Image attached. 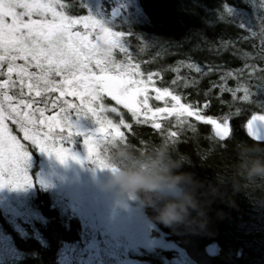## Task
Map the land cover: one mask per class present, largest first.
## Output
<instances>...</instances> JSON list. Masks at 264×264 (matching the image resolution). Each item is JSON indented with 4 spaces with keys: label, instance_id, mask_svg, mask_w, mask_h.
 <instances>
[{
    "label": "trees",
    "instance_id": "obj_1",
    "mask_svg": "<svg viewBox=\"0 0 264 264\" xmlns=\"http://www.w3.org/2000/svg\"><path fill=\"white\" fill-rule=\"evenodd\" d=\"M97 2L82 0L84 7L72 12L96 14L106 27L124 33V45L136 57L134 62L140 63L145 77L149 71L162 73L163 81L161 77L154 78L158 86L175 79L176 73L168 69L177 66L180 60L195 62L205 71L208 65L236 70L243 66V53L252 57L260 52L262 38L253 37L251 32L259 31L258 22L264 18L261 0H105L99 7ZM114 6L121 7L124 14L118 20L109 15ZM224 9L228 10L227 16ZM115 52L118 60L124 59L120 52ZM256 62L258 67H264V63ZM180 74L197 75L184 67ZM210 80L218 82L219 71L203 78L199 85L202 91L209 87ZM228 85L234 87L235 82L229 80ZM177 90L193 100L196 98L195 89ZM223 99L230 100V94H224ZM104 101L116 106L107 97ZM241 107L242 115L233 119L235 137L226 149L221 144L214 151L193 155L190 148L178 147L176 135L165 136L164 130L153 136L147 128L142 132L138 128L134 134L118 135L102 151L119 170L139 174L134 178L152 184L167 181L179 186L181 195L194 193L201 203L212 201L206 227L186 229L165 226L155 219L160 207L176 199L149 190L133 195L153 226L151 234L184 250L196 264H264V179L245 176L253 161L264 162V138L253 141L245 134L242 124L253 111L259 110L248 105ZM120 111L130 120L126 110ZM208 114H220V105L215 100ZM109 115L119 119L116 114ZM84 125L96 127L91 118H84ZM198 129L201 135L210 134V126L198 125ZM183 131L176 129L178 133ZM12 132L15 133L13 129ZM33 170L32 167L27 170L31 188L24 189L9 203L18 206L17 212L0 197V264H65L63 252L82 244L79 219L64 211L47 190L36 185ZM211 246L215 248L212 255L207 253ZM127 256L138 264H180L176 251L162 248H138L130 250Z\"/></svg>",
    "mask_w": 264,
    "mask_h": 264
},
{
    "label": "snow or ice",
    "instance_id": "obj_2",
    "mask_svg": "<svg viewBox=\"0 0 264 264\" xmlns=\"http://www.w3.org/2000/svg\"><path fill=\"white\" fill-rule=\"evenodd\" d=\"M83 7L82 0H0V187L31 185L28 147L13 134L8 121L22 133L23 141L64 162L70 154L59 138L82 135L70 116L91 118L96 127L83 139V146L87 159L101 169L106 166L101 152L107 140L134 134L138 128L141 132L147 128L153 136L172 130L178 147L190 148L193 155L214 151L221 144L226 149L235 137L233 119L242 115L241 105L259 110L241 126L256 141L254 126L264 123V67L256 62L264 63V18L258 22L259 31L251 32L262 38L259 55L243 53L241 68L208 65L205 71L195 62L180 60L168 69L176 73L175 79L158 86L154 78L163 81L162 73L149 71L145 78L140 63L122 43L124 33L110 30L91 14H73L72 9ZM224 12L227 16L228 10ZM116 50L124 59L115 57ZM181 67L197 75H181ZM217 71L219 81L210 80L202 91L203 78ZM180 87L195 89V100L179 92ZM224 94L231 99L225 101ZM105 97L126 110L130 120L120 108L106 104ZM213 100L220 105L218 116L208 114ZM198 125L210 126V134L201 135ZM177 128L184 131L178 133Z\"/></svg>",
    "mask_w": 264,
    "mask_h": 264
},
{
    "label": "rangeland",
    "instance_id": "obj_3",
    "mask_svg": "<svg viewBox=\"0 0 264 264\" xmlns=\"http://www.w3.org/2000/svg\"><path fill=\"white\" fill-rule=\"evenodd\" d=\"M96 1H98L96 4L99 7L104 5L105 0ZM102 13L104 14L105 11H102ZM123 16V11H121L118 19ZM93 17L104 23L96 17V14ZM122 43H124V40ZM116 51L119 52V50ZM30 70L34 71L35 69ZM54 95L58 94L54 93ZM67 99L74 100L72 97H67ZM151 103L159 104L161 102L152 100ZM51 114V111L48 112V115ZM84 118L70 116V123L82 135H72L70 137L62 135L59 138L61 146L68 149L70 154L64 162H60L54 155L39 151L29 142L23 141L22 133L18 132L11 121L7 122L9 127L14 130V134L18 135L25 146L28 147V153L32 155L29 154L26 171L30 167L34 168L33 178L37 183L36 185L47 190L64 211L76 216L81 223L82 244L77 248L65 250L62 256L63 262L65 264H138L128 259L127 254L130 250L162 248L176 251L180 264H196L184 250H180L174 244L166 242L162 237H155L151 234V231L154 230L153 226L146 220L137 200L133 196L117 199L103 189L105 176L119 169L102 152L101 159L104 160L106 165L103 169L91 163L87 158L84 160L83 156H87V153L83 146V139L87 136V131L91 129L84 125ZM254 135L258 138L264 136V123H257L254 126ZM117 136L107 140L103 145V149L107 144H112ZM72 157H75V159ZM130 182L134 188L142 187L145 190L144 192L149 190L164 194L168 187L167 185L163 186L142 181L136 177H132ZM30 188L31 186L27 185L23 188L0 187L1 200L13 212H17L18 206L15 207L14 204H9L10 201L15 200L17 194L20 195L24 189ZM209 251L214 254L215 248L212 246ZM194 254L200 257L195 252Z\"/></svg>",
    "mask_w": 264,
    "mask_h": 264
},
{
    "label": "clouds",
    "instance_id": "obj_4",
    "mask_svg": "<svg viewBox=\"0 0 264 264\" xmlns=\"http://www.w3.org/2000/svg\"><path fill=\"white\" fill-rule=\"evenodd\" d=\"M138 173H130L124 170L110 172L105 176L103 189L115 196L124 199L143 191L142 187H133L131 179ZM245 176L248 179H264V162L253 161L247 168ZM231 205V202L222 200ZM212 201L201 203L194 193H184L172 202L165 203L157 210L156 221L169 227L183 226L186 229H203L208 223L207 213Z\"/></svg>",
    "mask_w": 264,
    "mask_h": 264
},
{
    "label": "bare ground",
    "instance_id": "obj_5",
    "mask_svg": "<svg viewBox=\"0 0 264 264\" xmlns=\"http://www.w3.org/2000/svg\"><path fill=\"white\" fill-rule=\"evenodd\" d=\"M113 9H118L119 11H120V14H121V11H122V9H121V7H119V6H114V7H112V10ZM111 12V11H110ZM110 12H109V15H110ZM111 17V16H110ZM120 17V16H119ZM111 19H113V20H117L118 18H112L111 17ZM93 128H95V127H92L91 129H93ZM91 129H89V130H91ZM164 133V135L165 136H168V137H170V136H173V135H175L173 132H172V130H169V129H165V131L163 132ZM258 138V137H257ZM259 138H264V136H262V137H259ZM167 182V181H166ZM164 182V181H160V182H157V183H159V184H161V185H163V186H168L167 187V190H166V192L163 194V193H157L158 195H160V196H162V197H168V198H172V199H177L178 198V196H180L181 195V192H182V189L179 187V186H177V185H174L173 183H169V182ZM177 189L178 191H179V194L178 195H175L174 193H172L171 192V190H173V189ZM212 247V246H211ZM214 247V246H213ZM210 248V247H209ZM207 253L208 254H210V255H212V253L209 251V249L207 250Z\"/></svg>",
    "mask_w": 264,
    "mask_h": 264
},
{
    "label": "water",
    "instance_id": "obj_6",
    "mask_svg": "<svg viewBox=\"0 0 264 264\" xmlns=\"http://www.w3.org/2000/svg\"><path fill=\"white\" fill-rule=\"evenodd\" d=\"M110 16L112 17V18H119V16H120V11L118 10V9H113V10H111V12H110ZM94 129L95 128H93V129H91V130H88L87 131V135L90 133V132H92V131H94ZM83 158H84V160H86V158H87V156L86 155H84L83 156ZM171 192L172 193H174L175 195H178L179 194V191L177 190V189H173V190H171Z\"/></svg>",
    "mask_w": 264,
    "mask_h": 264
}]
</instances>
